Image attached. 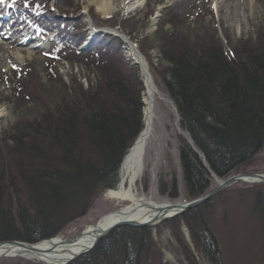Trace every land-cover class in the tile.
<instances>
[{"label":"trees","instance_id":"16d2710c","mask_svg":"<svg viewBox=\"0 0 264 264\" xmlns=\"http://www.w3.org/2000/svg\"><path fill=\"white\" fill-rule=\"evenodd\" d=\"M17 1L24 12L44 4ZM148 15L146 9L124 15L120 29L149 64L151 48L165 62L158 70L192 140L181 138L180 154L187 194L196 199L210 187V173L228 177L264 147V21L256 36L230 45L217 33L177 25L168 19L169 12L159 18L157 31L145 34ZM43 26L60 34L51 64L66 59L72 67L85 66L88 85L74 71L66 80L52 66L56 76L48 73L50 92L39 80L33 82V69L17 72L23 82L19 94L33 93L31 103L38 108L0 139V240L37 243L58 236L71 220L86 214L94 197L117 185L124 156L144 126L142 73L128 59L122 39L98 34L80 49L85 26L52 19ZM63 47L80 59L60 57ZM248 188L237 208L219 193L156 224L170 230L169 241H159L161 246L180 264H199L184 239L188 229L209 264H264V184ZM220 200L224 208L217 218ZM242 206L251 216L233 217ZM155 226L114 228L68 264H171L158 256Z\"/></svg>","mask_w":264,"mask_h":264},{"label":"rangeland","instance_id":"374dc122","mask_svg":"<svg viewBox=\"0 0 264 264\" xmlns=\"http://www.w3.org/2000/svg\"><path fill=\"white\" fill-rule=\"evenodd\" d=\"M38 1V0H37ZM112 8L110 16L102 15L96 8V2L91 0H43L42 8L37 9L36 5L28 9L27 14L34 15L43 21L47 20H61L73 23L76 26L83 27L85 39L93 42L96 33L94 27L97 29L111 28L112 24L116 28H120V17L124 15L129 16L135 14V11L146 9L151 13L148 15L149 23L147 25L146 33H153L157 31L160 25L159 18L163 14L169 12L168 19L172 18L177 25L184 27H193L209 35L217 33L222 37L227 44L235 45L243 38L253 37L257 35L260 27L264 21V0H107ZM35 4V2H34ZM34 12H33V11ZM50 12V13H49ZM97 17L94 19L93 14ZM50 14V15H48ZM177 15V16H175ZM165 17V16H164ZM89 18L94 19V26L89 24ZM107 20L108 23H101L100 20ZM39 20V19H38ZM3 23L2 33L6 36L12 31L13 26H17L22 30L16 38L18 43L6 45V41L0 38V46H5L7 53H1L3 58L0 68V139L6 129L12 127L22 121V117H28L32 112L37 110L36 104L31 103L34 98L31 96L21 97L19 94L23 87L22 80L19 83L17 72L21 70L27 71L33 69V82L40 81L41 86H45L48 91L52 88L49 75L56 76L51 70L52 66L58 68L59 74L64 75L65 79L71 78V72L77 73L81 78L83 84L88 85L86 76V67L81 65H74L66 60L52 62L51 53L58 50L59 42L57 38L60 35L59 31L54 30L44 31L35 28V23L27 20L23 15H16L11 12V8L7 0H0V24ZM34 24V25H33ZM110 25V26H109ZM91 28V29H90ZM123 35L122 29H120ZM95 33V34H94ZM128 36V35H126ZM129 37V36H128ZM80 38V37H79ZM19 41H27L21 43ZM92 44V43H91ZM8 46H11V48ZM81 49V48H80ZM139 49V48H138ZM140 50V49H139ZM57 52V51H56ZM141 52V51H140ZM60 57L63 55L69 59L74 57L80 59L73 54L70 47L62 48ZM125 53L128 55L127 50ZM150 70L155 81L156 87L166 97V101L158 99L156 102V118L151 132V139L148 142L145 170L137 182L136 188L138 195L145 199V201L157 202H179L185 204L191 199L187 194V189L184 184L183 168L181 165V138L186 137L192 143L190 134L181 126L180 113L178 112L175 101L170 97L165 90L162 73L158 70V65L166 66L165 62L160 59V54L156 48L150 50ZM129 57V56H128ZM130 58V57H129ZM31 79V80H32ZM56 79V78H55ZM52 82H54L52 80ZM32 83V82H31ZM30 83V84H31ZM50 88V89H49ZM32 92V90L30 89ZM35 92V91H34ZM51 92V91H50ZM23 93V90L21 91ZM30 101V103H28ZM238 173H264V147L259 153L248 163L232 171L230 175ZM210 187L204 193L213 190L217 187L219 182L227 177H221L218 174L210 173ZM119 175V174H118ZM175 180V188L172 184ZM118 184V183H117ZM251 184L238 183L221 191L224 193L222 198L228 202L236 205L239 196L244 191L250 190L248 188ZM117 187V186H116ZM163 189H166L163 192ZM219 194V193H218ZM171 195H174L172 197ZM220 200L216 217L222 213L224 206L221 205ZM128 204L126 201L119 202L113 198H109L107 190L101 191L86 211V214L80 218L71 220L61 231L58 236L64 240H70L91 224H96L104 215L119 210ZM243 210L233 213V217L251 216L250 209L242 206ZM220 219V218H219ZM159 224V223H158ZM152 227V226H151ZM184 239L188 243L189 249L193 252L199 264H209L204 260L200 253L193 249V240L190 237L188 229L183 230ZM170 237V230L166 226H155L154 240L159 244L158 256L163 260L166 259V251L159 241L168 242ZM190 237V239H188ZM198 252V253H197ZM0 264H43L30 257H1Z\"/></svg>","mask_w":264,"mask_h":264},{"label":"bare ground","instance_id":"6f19581e","mask_svg":"<svg viewBox=\"0 0 264 264\" xmlns=\"http://www.w3.org/2000/svg\"><path fill=\"white\" fill-rule=\"evenodd\" d=\"M96 2V8L99 12L104 14L105 16H110L112 14V8H110V3L107 0H91ZM185 2V0H181ZM4 25L3 23L0 24V38L5 39L6 45H11L13 43H18V39L16 36L22 33V30L17 26H13L11 29L12 31L8 33L6 36L2 33ZM128 40V39H127ZM126 40V50L128 56L131 60L135 62H139L142 68V76L143 81H145V95H144V126L143 129L140 131L139 136L133 142L130 149L124 156L122 164L120 166V173H119V182L115 189H112L110 192L107 193L109 198H113L118 200L119 202L126 201L128 204L117 210L118 212L109 213L105 215V217H101L96 224H91L87 226V231L91 232L85 236H82L81 239H78L75 244H66V240L62 237H55L52 241H46L39 243L40 251H29L24 250L20 247L15 246H0V256L7 255V253L12 255L21 254L24 257H30L35 259L37 262H41L43 264H60L63 262L65 258V254L71 255L77 251H80L82 248L87 247L93 238L94 233L93 231L102 230V228H106L111 226L117 221L123 220H136L139 222H146L149 221L151 218L158 213V208H164L165 205L172 204L169 201L165 202H157V201H145L144 197L141 198L137 193V182L141 178L140 176L144 172L145 160H146V152L148 147V142L151 139V132L154 126V120L156 118V101L158 99H162L166 101L165 95L162 91H159L156 87L155 81L153 79L152 71L150 70V64L148 59L146 60L140 53V51L136 48H133L132 44L127 42ZM21 43H25V41H19ZM11 46H8V48ZM7 48L5 46H0V54L3 52L4 54L7 53ZM0 56V68L2 64L3 58ZM250 180H254L249 178ZM256 181V180H254ZM176 213V209H172L167 212V215H173ZM86 245V246H85ZM84 246V247H83ZM49 248L56 249V251L44 253V251L49 250ZM17 257V256H15ZM166 259L170 260L171 262H177L173 257L172 253L167 252Z\"/></svg>","mask_w":264,"mask_h":264},{"label":"water","instance_id":"95a60500","mask_svg":"<svg viewBox=\"0 0 264 264\" xmlns=\"http://www.w3.org/2000/svg\"><path fill=\"white\" fill-rule=\"evenodd\" d=\"M100 31L103 32V33L107 32L109 34L118 35L124 41H126L128 39V37L124 36L120 31H116V30L108 31V30H104V29L100 30ZM129 41L132 44L133 48L136 49L134 43L130 39H128L127 42H129ZM132 62L135 65L138 64L140 66V68H141V64H139V62H135L133 60H132ZM141 70H142V68H141ZM249 178H252V179H254L256 181L250 180ZM239 182L240 183H245V184H248V185L249 184H251V185L264 184V173H238V174L230 175V176H228V178H226V179L222 180L221 182H219V184L217 185L216 188H214L213 190L207 192L206 194H204V195H202L200 197H197V199L188 201L185 204H182V203H179V202H171V201H169L172 204L165 205L164 208H158V213L155 214V216L153 218H151L149 221H146V222H139V221H136V220H133V221H130V220L117 221V222H115L114 224H112L109 227L102 228V230L93 231L94 238H93L92 242L89 245H87V247L83 246L84 248H82L80 251L75 252L74 254H71V255L65 254V258L66 259L63 262H61L60 264H68L72 260H75V259L81 257L82 254L91 251L97 245V243L103 237H105L106 235L111 233V231L114 228L123 227V226H131V227H134V226H137V227L154 226L156 223L162 222L165 219L176 217V215L182 214V213L186 212V210H188L190 208L197 207L200 204L206 203L208 200H210V199L214 198L215 196H217L219 192H221V191H223L225 189H228V187H230L232 185H235V184H238ZM111 190L107 189V193L110 192ZM172 209H176V213L173 214V215L168 216L167 212L172 210ZM115 212H118V211L116 210ZM115 212H113V213H115ZM91 232L87 231V227H86L79 233V235H77L76 237L70 239L69 241L66 240L65 243L68 244V245L75 244L78 239H81L82 236H85L88 233L91 234ZM53 239L54 238L49 237L47 239H43L41 241H38L37 243H32V242H29V241L25 242V241L18 240V239L17 240H0V246L10 245V246L23 248L27 252H28V250L34 252V251H40L39 246H38L39 243L46 242V241L49 242V241H52ZM188 239H190V237ZM192 246H193V249H195L193 244H192ZM55 251H56V249H53V248H49V250H46V251L43 250V252L45 254L49 253V252H53L54 253ZM7 256L15 257V256H22V255L21 254L12 255V254L7 253V255H5V257H7ZM1 257H4V256L1 255L0 258ZM30 259L31 260H35V259H32V258H30ZM165 261L166 262L167 261L171 262L170 260H165ZM171 263L172 264H180L179 262H171Z\"/></svg>","mask_w":264,"mask_h":264}]
</instances>
